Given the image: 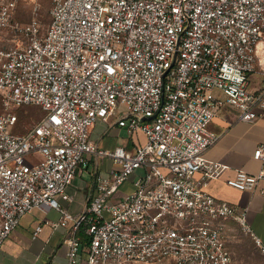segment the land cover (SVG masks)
Returning <instances> with one entry per match:
<instances>
[{
    "label": "built area",
    "instance_id": "1",
    "mask_svg": "<svg viewBox=\"0 0 264 264\" xmlns=\"http://www.w3.org/2000/svg\"><path fill=\"white\" fill-rule=\"evenodd\" d=\"M43 1L0 0V32L10 37L0 47V250L24 215L46 208L61 215L52 226L70 229L64 264H233L230 220L264 256L247 209L206 189L227 170L206 157L219 139L209 129L217 112L233 109L245 123L264 113V91L249 90L264 0H51L46 29ZM20 6L27 22L16 18ZM32 105L44 115L20 132L18 110ZM111 116L144 144L100 149L91 130ZM94 157L117 170L95 179L75 216L61 200L72 201L67 189ZM254 159L259 172L236 171L229 187L258 189L264 145Z\"/></svg>",
    "mask_w": 264,
    "mask_h": 264
},
{
    "label": "crops",
    "instance_id": "2",
    "mask_svg": "<svg viewBox=\"0 0 264 264\" xmlns=\"http://www.w3.org/2000/svg\"><path fill=\"white\" fill-rule=\"evenodd\" d=\"M21 8L23 7L20 6L16 12L17 19ZM9 43L8 34L0 32V47L8 46ZM249 90L253 93L264 91V42L257 47L256 71L250 76ZM209 129L219 135V139L207 151L206 157L226 165L227 170L220 178L212 180L206 189L221 201L239 209H247V220L251 231L264 246V195L259 192L260 189H264V182L259 184L256 191H240L229 187L226 183L236 171L256 174L261 169L262 163L254 159V153L259 146L264 145V113L255 123H245L239 121L238 112L223 108L217 112ZM90 138L102 150H112L122 146L132 152L145 142V137L141 133L129 135L125 128L119 126L116 116H111L108 122L98 121L91 130ZM115 170L117 167L111 159L92 158L89 169L80 172L67 189L72 201L61 200V205L71 214L80 215L95 191V179L98 176H109ZM144 173V170H138L131 178L135 180ZM134 180H129L117 196L121 197L132 191ZM60 218L59 212L46 208L34 209L24 215L19 226L13 230L0 250V264H64L67 261V248L63 244V239L70 229L52 226L53 223L59 222ZM224 225L226 244L233 261L228 246L231 220ZM38 226L42 227V231L37 238H34L33 233Z\"/></svg>",
    "mask_w": 264,
    "mask_h": 264
},
{
    "label": "rangeland",
    "instance_id": "3",
    "mask_svg": "<svg viewBox=\"0 0 264 264\" xmlns=\"http://www.w3.org/2000/svg\"><path fill=\"white\" fill-rule=\"evenodd\" d=\"M51 0H44L41 5L40 21L43 29H46L50 23ZM18 18L20 21H28L30 14L25 9L19 10ZM20 116V132L32 127L43 117L42 112L37 106H23L18 110ZM134 180L131 178L130 181ZM125 186V185H124ZM228 246L233 256L234 264H264V256L258 250V247L250 235L235 220H231Z\"/></svg>",
    "mask_w": 264,
    "mask_h": 264
},
{
    "label": "trees",
    "instance_id": "4",
    "mask_svg": "<svg viewBox=\"0 0 264 264\" xmlns=\"http://www.w3.org/2000/svg\"><path fill=\"white\" fill-rule=\"evenodd\" d=\"M36 107V106H35ZM41 110L42 114H43V111L40 107H37ZM44 115V114H43ZM42 115V116H43ZM20 117V116H19ZM21 119V118H20ZM78 235L80 236L81 238V242H82V245H83V248H86L88 245H89V242H90V239L88 236L85 235L84 231L83 230H80L78 232Z\"/></svg>",
    "mask_w": 264,
    "mask_h": 264
}]
</instances>
